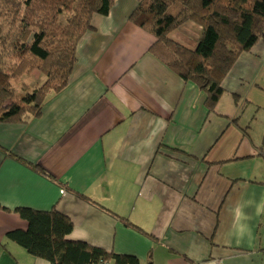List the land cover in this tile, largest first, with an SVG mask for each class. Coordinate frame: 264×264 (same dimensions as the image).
Returning <instances> with one entry per match:
<instances>
[{"label":"crops","instance_id":"0c3cea01","mask_svg":"<svg viewBox=\"0 0 264 264\" xmlns=\"http://www.w3.org/2000/svg\"><path fill=\"white\" fill-rule=\"evenodd\" d=\"M137 3L94 15L39 117L0 123V264H51L8 238L27 228L17 207L56 208L74 222L69 239L140 264H264V37L210 111L205 91L149 52ZM201 32L187 22L173 37L196 45Z\"/></svg>","mask_w":264,"mask_h":264},{"label":"trees","instance_id":"16d2710c","mask_svg":"<svg viewBox=\"0 0 264 264\" xmlns=\"http://www.w3.org/2000/svg\"><path fill=\"white\" fill-rule=\"evenodd\" d=\"M116 1L0 0V123L27 122L41 115L48 93L68 85L78 43L92 29L94 15H108ZM137 1L130 18L155 37L149 52L205 91L206 106L216 112L225 92L223 80L240 55L264 37V0ZM64 10L70 11L65 24L60 22ZM187 22L202 27L194 48L173 37ZM34 71L43 80L20 92L15 82ZM0 208L6 207L0 204ZM14 211L26 220L27 228L10 230L7 236L34 257L51 264H140L136 256L69 239L74 222L56 208Z\"/></svg>","mask_w":264,"mask_h":264},{"label":"rangeland","instance_id":"374dc122","mask_svg":"<svg viewBox=\"0 0 264 264\" xmlns=\"http://www.w3.org/2000/svg\"><path fill=\"white\" fill-rule=\"evenodd\" d=\"M69 14H70V11L69 10H64L62 12L61 16H60V22L63 23V24H65L66 23V19L69 16ZM188 46H191L192 48H194L196 45H189L188 44ZM38 73L40 74V76L42 75L40 72L34 71L32 74L23 76L20 80L16 81L15 82V85H16L17 89L20 92H22V91H25L26 89H29V88L32 89V88H34V86L36 84L34 79L37 77L35 75H39ZM25 79L27 81H29V83L28 82L23 83V82L26 81ZM22 84H23V86H22Z\"/></svg>","mask_w":264,"mask_h":264},{"label":"built area","instance_id":"2783aa9c","mask_svg":"<svg viewBox=\"0 0 264 264\" xmlns=\"http://www.w3.org/2000/svg\"><path fill=\"white\" fill-rule=\"evenodd\" d=\"M99 264H113V262L112 261H102Z\"/></svg>","mask_w":264,"mask_h":264}]
</instances>
